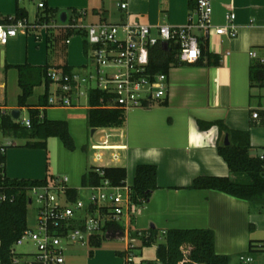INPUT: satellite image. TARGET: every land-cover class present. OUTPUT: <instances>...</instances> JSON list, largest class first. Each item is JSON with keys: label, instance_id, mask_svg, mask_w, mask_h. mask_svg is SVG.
Returning a JSON list of instances; mask_svg holds the SVG:
<instances>
[{"label": "crops", "instance_id": "1", "mask_svg": "<svg viewBox=\"0 0 264 264\" xmlns=\"http://www.w3.org/2000/svg\"><path fill=\"white\" fill-rule=\"evenodd\" d=\"M40 3L44 9L38 8ZM121 3L127 4L126 10L119 7ZM17 7L30 22L41 16L58 24L57 19L65 16V20L74 17L82 26L129 22L153 29L161 25L177 28L186 25L190 16L187 0H37L32 6L26 0H0V19L16 16ZM228 14L234 15L236 37L219 36L214 31L194 32L204 54L192 64L181 63L175 57L167 73V96L162 103L128 111L130 116L121 127L90 128L91 135L98 132L99 138L90 146L87 168L88 171L124 168L125 183L132 187L138 165L156 166L158 189L147 205L149 223L155 222L154 217L159 213L165 230L209 229L214 234L216 254L227 256L230 263L236 257L250 259V262L240 260L242 263L264 264V253L248 252L250 241H264L263 207L218 191L187 189L197 177L229 176L226 163L216 151L218 144H224V138H219L218 126L207 128V124L219 122L231 131L248 132L252 154L264 150V86L249 78L251 67H259L249 52L254 51L258 58L264 59V0H212L213 28L224 26ZM48 34L49 31L40 30L37 38L31 34L18 35L5 46L0 45V68L13 70L16 79L14 67L21 65L48 64L51 69L66 65L80 70L84 66L81 58L78 61L69 57L64 64L56 65L48 63L47 51L31 50L26 37L31 36L35 45L40 46ZM74 36L82 37L69 36L66 46ZM84 51H87L85 42ZM2 104L0 101V111L5 107ZM35 105H26L27 111ZM254 113L257 119L252 118ZM3 135L8 134L3 132ZM0 147L5 149L7 180L44 181L51 177L46 149L21 147L7 151L8 147L16 148L12 141ZM87 175L88 172H83L80 184L71 187L79 188ZM157 201L160 204H154L160 206L150 209L152 202ZM134 216L123 218L119 225L124 231L119 238L125 240L123 248L115 251L113 261L104 264H126V249L133 247L130 240L136 232L145 230V224L139 221L134 223L136 229L131 226ZM153 224L150 228L155 230ZM66 264H93V260L68 259Z\"/></svg>", "mask_w": 264, "mask_h": 264}, {"label": "built area", "instance_id": "2", "mask_svg": "<svg viewBox=\"0 0 264 264\" xmlns=\"http://www.w3.org/2000/svg\"><path fill=\"white\" fill-rule=\"evenodd\" d=\"M119 7L126 10L127 4L121 3ZM38 8L44 9V4H38ZM211 16L212 0H196L188 23L177 28L161 25L153 29L149 25L129 22L82 26L74 17L55 24L41 16L32 22L14 16L0 19V45L5 46L18 35L31 34L37 38L40 30L62 29L65 33L82 36L87 45L88 64L69 73L48 70L47 76L55 90L48 97L47 107L80 108V99L84 98L88 110L126 113L135 108H150L166 99L167 74L149 70V54L153 47L173 43L178 47L179 61L192 64L201 56L194 32L209 34L214 31L219 36L236 37L233 14L226 15V24L216 28L212 26ZM249 57L256 60L264 72V59L258 58L254 51L249 52ZM93 94L99 96L96 106L89 104ZM4 114L0 111V125ZM257 117L256 113L252 114L253 119ZM22 123L26 128L30 126L29 120ZM4 152L0 147V153L4 155ZM257 156L264 170V150ZM87 177L88 181L77 189L69 185L66 177L52 176L44 185L26 189L27 204L35 201L38 205L35 228L27 227L13 249L30 242L35 251L29 255V261L15 258L13 264H66L65 247L86 243L90 246L91 240L102 239L108 225H121L123 218L139 214L138 206L143 203L133 200L132 187L126 183L112 185L104 168L92 169ZM8 191L10 187L0 189V203L13 201L14 196L7 195ZM135 237L148 242L152 235L149 231H138ZM133 249L131 246L126 249V264H134ZM240 260L250 262L249 258Z\"/></svg>", "mask_w": 264, "mask_h": 264}, {"label": "trees", "instance_id": "3", "mask_svg": "<svg viewBox=\"0 0 264 264\" xmlns=\"http://www.w3.org/2000/svg\"><path fill=\"white\" fill-rule=\"evenodd\" d=\"M189 15L195 10L196 0H187ZM16 18L25 17V12L16 8ZM65 33V41L72 36ZM178 47L173 43L166 46L157 45L150 50L149 70L152 73L167 74L177 57ZM201 54H204L201 51ZM208 56V54L206 53ZM17 71V82L20 89L18 96L19 107H27L26 103L32 96L35 88L43 86L44 93L39 97L38 103L28 109L30 126L22 127L19 120L14 121L9 114L2 116L0 129L13 136L31 140L25 147L46 149V141L57 138L62 146L70 152L75 149L67 123L64 121H50L45 118L48 109L47 100L52 85L47 73L52 67L21 65L14 67ZM63 73L73 69L63 65L53 67ZM260 67L253 66L249 72L251 82L264 86V72ZM98 95H91L89 104L96 106ZM43 114V116H42ZM125 123V113L120 110L89 109L87 112V125L89 128H118ZM218 126L219 138L228 136L229 144L220 143L216 147L217 154L226 163L229 176H201L195 178L187 189L218 191L230 197L245 201L251 205L264 208V170L258 156L252 154L248 132H237L227 129L222 123L207 124V128ZM200 128L203 126L200 124ZM5 155L0 153V189L10 187L7 195L14 196L13 201L0 203V264H13V260L23 259L25 254L16 253L13 246L27 229V195L26 189L45 184V181L7 180L4 176ZM105 175L114 186H124L126 170L124 168H104ZM4 176V178H3ZM88 177H83L85 184ZM92 179V178H91ZM96 181V180H95ZM132 198L139 203H148L157 186V167L154 165H138L135 169ZM154 229L149 230L152 237L148 242L142 241L143 246H151L157 236ZM123 229L117 224L108 225L102 237L103 240H116L123 236ZM102 239L90 241V248H97ZM249 253H264V241H250ZM92 254V251H89ZM142 264H230V259L218 255L214 248V234L209 229H171L166 231L163 243L155 249V260L142 262Z\"/></svg>", "mask_w": 264, "mask_h": 264}, {"label": "rangeland", "instance_id": "4", "mask_svg": "<svg viewBox=\"0 0 264 264\" xmlns=\"http://www.w3.org/2000/svg\"><path fill=\"white\" fill-rule=\"evenodd\" d=\"M34 1V2H33ZM32 6L36 5L37 0H26V3ZM57 23H61L60 19H57ZM18 37V36H17ZM28 43L31 45V50L34 52L40 51V53H45L47 51L46 59L48 63L61 65L64 64L65 60L69 57L73 60L82 59L84 66L88 64L87 51H84V39L79 36H74L71 39V44L65 45V31L62 29H53L49 31V34L45 37V41L42 42L40 46H36L32 37H26ZM24 39V38H23ZM39 55V53H37ZM45 58V56H44ZM42 65L45 64L41 63ZM80 64V65H81ZM80 65H73L74 68H78ZM78 70V69H76ZM0 83L3 84V88L0 89V101L3 103L4 110L1 112L6 114L11 113L13 110L20 111V125L24 127L23 121L28 120V111L25 107L21 109L18 103V96L20 89L17 85L16 74L13 70L6 71L0 68ZM264 89V88H262ZM55 86H51L49 89V96L53 94ZM44 93V87L40 86L34 89L32 96L28 99L26 105H35L39 95ZM80 108H48L45 113V118L50 121H64L67 123L68 131L73 139L75 149L73 152L67 151L57 138L49 139L47 142L46 150L48 152V163L50 165L49 174L52 177L64 178L66 177L69 181V185L77 187L80 184L81 177L88 172L87 168L88 158L91 155L90 146L96 143L99 138V133L91 135V129L87 125V112L88 105L84 98L80 99ZM43 116V114H42ZM130 116V112L125 113V119ZM7 141H12L15 143L16 148L8 147V150L19 149L25 147L26 142H31V140H25L22 138H14L13 136L3 135V131L0 129V144ZM30 148V147H28ZM33 198V197H32ZM34 200V198H33ZM157 202H152L151 208L158 204ZM147 205L148 203H143L138 206L140 214H136L132 218L131 226L136 229L134 225L135 222H142L145 224V230H139L142 232L149 231L151 224L155 226V232L157 234L154 243L151 246H143L138 238L133 237L130 240V244L133 245L134 249L132 254L134 256V264L140 262H151L155 260V249L158 244L163 243L164 235L162 234L164 227L161 226L162 217L159 213L154 217L155 222H150L147 220ZM160 206V205H158ZM38 205L33 201L32 204H28L26 213L27 226L34 229L35 221L37 216ZM154 210V209H152ZM144 226V225H143ZM165 231H168L167 229ZM125 240L118 239L116 241L101 240L99 247L90 248L86 243L85 245L77 244L73 246H68L64 248V253L66 260L73 259L76 262L83 261L84 259L90 258L93 260V264H104L106 262H111L115 259V251L122 249ZM16 253L25 254L22 260L29 261V255L35 251L34 246L30 242H25L21 246H17L14 249ZM92 251V254H89ZM142 252V253H141ZM230 264H246L242 263L240 259L233 258Z\"/></svg>", "mask_w": 264, "mask_h": 264}, {"label": "water", "instance_id": "5", "mask_svg": "<svg viewBox=\"0 0 264 264\" xmlns=\"http://www.w3.org/2000/svg\"><path fill=\"white\" fill-rule=\"evenodd\" d=\"M65 19H66L65 16H63V18L61 19V23H64L66 21ZM10 116L14 121H18L20 119V111L13 110V111H11ZM228 144H229L228 136L226 135L224 137V145L227 146ZM29 203H30V201H29Z\"/></svg>", "mask_w": 264, "mask_h": 264}]
</instances>
